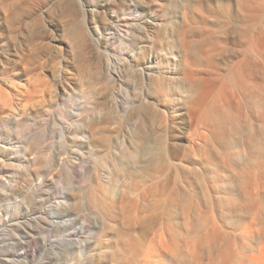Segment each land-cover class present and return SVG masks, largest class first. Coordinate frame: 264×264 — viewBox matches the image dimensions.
I'll return each mask as SVG.
<instances>
[{
  "label": "bare ground",
  "instance_id": "bare-ground-1",
  "mask_svg": "<svg viewBox=\"0 0 264 264\" xmlns=\"http://www.w3.org/2000/svg\"><path fill=\"white\" fill-rule=\"evenodd\" d=\"M23 1L0 0V21L12 20L8 36L22 29L23 19L10 17ZM246 1L234 3L236 61L210 94L208 80L198 74L222 49L212 39V3L194 2L173 26L166 20L167 0H70L65 9L74 21L70 38L80 49L71 59L59 55L55 86L44 65L16 50L17 66H31L24 67V83L0 87L1 119L9 124L27 114L47 115L57 99L79 95L88 78L101 80V103L92 107L100 114L76 122L74 136L66 134L104 159L100 170L82 167L94 233L85 238L84 223V232L56 242V257L64 246L91 251L94 264H264V67L258 63L264 61V0L263 22L257 20L261 25L256 22L253 30ZM169 36L176 54L168 52ZM47 38L61 48L65 43L62 36ZM174 91L183 93L173 98ZM181 100L178 108L190 112L189 124L180 135H170L168 108ZM15 102L30 106L19 111ZM5 151L0 146L1 170ZM64 162L69 174L87 164L77 157ZM40 183L50 182L42 177ZM73 201L62 194L51 210L52 226L66 227Z\"/></svg>",
  "mask_w": 264,
  "mask_h": 264
},
{
  "label": "rangeland",
  "instance_id": "rangeland-1",
  "mask_svg": "<svg viewBox=\"0 0 264 264\" xmlns=\"http://www.w3.org/2000/svg\"><path fill=\"white\" fill-rule=\"evenodd\" d=\"M167 1L168 3L164 6L167 12L166 20L169 23L171 22L170 24L173 26L178 25L180 21L178 16L182 15L194 2L212 3V10H214L210 22L213 30L211 32L212 39L219 45V48L222 46V49H219L211 61L199 70L198 74V77L208 80L205 88L207 93L210 94L227 74L231 61L235 60L236 51L240 49V44L234 39L233 35L235 33L234 26H236L235 0ZM69 2L70 0H24L19 5H16L15 8H18L14 12L15 14L10 17L21 21L23 19L22 29H20L19 34L17 33L12 36H8L7 32V29L12 24V20L1 18V88L9 89L8 86L11 83L17 84L18 82L24 83L26 81L24 67H30L31 65L25 64L24 67L23 65L17 66L16 56L20 50L23 51L26 58L30 57L29 59L32 62L36 61L34 62L36 66L44 65L45 73L49 75L47 79L53 86L56 85V82H58L56 77L58 70L55 71L53 67L55 61L59 59V55L71 59L77 56H74V54L80 49L79 45L76 42L72 43L73 40L70 38L75 27H73L74 21L65 13ZM247 2V9H250V12L246 11V15H248V17L246 16L248 18V27L255 26L256 22V26L258 24L261 25V21L264 20V17L262 20L260 18L261 0H247ZM231 5L234 6L232 7ZM256 6L259 8H255ZM32 14L34 15L32 16ZM99 20L98 18V23H100ZM257 20H261L259 21L260 23ZM253 29L254 27L250 30ZM52 35H58L60 38L62 36L61 39H64L65 42L62 48L47 41V37ZM69 42L73 46V49L70 48ZM166 42L168 52L176 54V43L171 36L168 37ZM75 48L76 52H74ZM31 54L33 59L35 57L34 60L31 58ZM258 63L262 66L261 68L264 67L262 59ZM42 66L39 67L41 68ZM100 83L101 80L96 76L88 78L83 84L84 87L82 86L83 89H79L78 94L81 92L79 95H73L76 96L74 98L72 96L70 98L62 97V99H57L58 101L56 100L52 107L49 108V114L47 115L27 114L23 117L21 116L20 120H18L19 122L9 124L1 119L2 111L0 110V146L6 147V151L4 152L5 166L3 170L0 169V264H94L90 262L91 251L78 253L79 251H74L71 248L69 249L70 252L67 247L63 248L64 246H59L60 249L58 248V251L60 255L58 256L59 259H57L58 257L54 253V248L56 249L59 245L57 241H61L71 234L74 235L78 231L84 232V223H86L88 233L85 238H90V234L94 233L90 224V197L89 193H86L88 191L89 178L87 173L82 170V167L91 166L95 170H100L99 167L104 163V159L95 150V153H97L96 155L93 153V156L90 152L94 151L88 148L81 149L77 147L79 146V142H76L73 138L69 139L67 133L71 132L74 136V131H76L77 127L76 122L79 121L80 123V121L82 122L81 119L85 120L88 117L100 114V111L93 110V106L99 104V102L101 103V98L98 95V89L101 87ZM180 91H174L173 98L183 93ZM184 101L181 100V102L173 103L174 105H169L167 112V131L169 132L167 133L170 135H180L189 124L190 112L187 109L180 110L178 108L182 107ZM4 103L3 100H0V109L4 106ZM15 103L19 111L28 109L30 106L26 102ZM109 111L108 113L115 114L113 108L109 109ZM123 126L117 129L121 134H123L121 132L122 128L123 130L127 128L126 125ZM262 129H264L263 126H261V132H264ZM120 133L118 132V134ZM97 155H101V158L99 159ZM69 157H77L79 161H87V164H78L79 173L69 174L68 167L63 164L65 158ZM27 158L32 160L28 162ZM81 158L82 160H80ZM64 163L66 164V162ZM26 172H29V175H31V178L28 180L26 179ZM42 177H47L50 183L41 185L40 179ZM12 187L14 188L10 191ZM36 187L38 190L33 191L32 189ZM64 192H68L75 201L72 202L70 207L73 209V212L64 211L65 220L67 221L66 227L52 226L54 218L52 217L51 210L56 209V204L60 201ZM27 208L28 210H26ZM55 227L58 229H55ZM92 252L95 253L94 251ZM95 258L98 259L99 255H96Z\"/></svg>",
  "mask_w": 264,
  "mask_h": 264
}]
</instances>
